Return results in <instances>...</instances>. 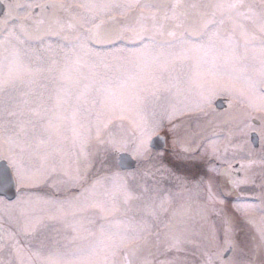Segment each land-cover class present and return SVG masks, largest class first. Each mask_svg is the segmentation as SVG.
I'll return each mask as SVG.
<instances>
[{
  "label": "snow or ice",
  "instance_id": "6c2138e0",
  "mask_svg": "<svg viewBox=\"0 0 264 264\" xmlns=\"http://www.w3.org/2000/svg\"><path fill=\"white\" fill-rule=\"evenodd\" d=\"M0 8V191L16 189L0 201V264H264V149L241 155L174 123L206 115L216 92L264 122V0ZM165 121L172 163L148 149ZM121 153L140 167L121 172ZM197 154L220 166L187 174ZM242 185L258 191L229 209Z\"/></svg>",
  "mask_w": 264,
  "mask_h": 264
},
{
  "label": "rangeland",
  "instance_id": "374dc122",
  "mask_svg": "<svg viewBox=\"0 0 264 264\" xmlns=\"http://www.w3.org/2000/svg\"><path fill=\"white\" fill-rule=\"evenodd\" d=\"M127 45V42H123L122 45ZM130 46V45H128ZM226 97L227 98V107H223L222 109H217L214 106V100L216 97ZM231 97L228 96L227 93L224 92H216L211 94L208 97L206 108L204 113H189L187 115H184L182 117H179L178 120L174 121V123H180L182 125V130H186L189 133H196L198 134V138L201 143L206 144L209 141H218L221 144L226 143L229 139H227V136H231L232 143L234 145H240L244 148V153H241V155L246 154L247 152H258L261 149H264V134H262V128H264V122L260 120V114L258 113H250L245 114L240 109L239 105L233 104L230 107ZM252 117L257 118L260 120L259 124L257 125L252 119ZM256 119V120H257ZM248 121V126L244 125V121ZM169 124L167 121L164 123L163 129L159 133H163L167 137V144L164 148H153L150 145V140L153 136H151L149 142H148V149L151 156L156 157L160 153H165V162L172 163L173 162V149H172V134L168 131ZM242 129V131H241ZM251 130L259 131L261 133L260 137L262 139L261 146L259 148H256V145H253V141L251 140L250 136ZM231 134V135H230ZM137 161V160H136ZM113 163H117V157L114 158ZM219 162L211 156L204 155L200 156L197 154V157L195 159H189L185 162V165L183 167V170L187 172L189 175L193 176H200V175H207L209 168H215L219 167ZM140 167V163L137 161L136 166L131 169H121L119 167V170L121 172H128L131 173L135 171L137 168ZM256 171H259V169H256ZM240 175L233 174L234 179H238ZM216 183L220 186L222 191H230V186L225 184V178L224 177H217ZM242 192H231L230 195L224 196V199L226 200V205L231 208V204L234 200V197L238 194H242L245 197H250L254 194L255 191H258V189H254L252 185H242ZM37 191L36 193L40 195H53L54 189L49 188L47 186L41 185L33 191ZM63 193H55L57 196H61ZM240 226L242 228L246 229V225H244L242 222L240 223ZM193 259H198V257H194Z\"/></svg>",
  "mask_w": 264,
  "mask_h": 264
},
{
  "label": "water",
  "instance_id": "95a60500",
  "mask_svg": "<svg viewBox=\"0 0 264 264\" xmlns=\"http://www.w3.org/2000/svg\"><path fill=\"white\" fill-rule=\"evenodd\" d=\"M217 107H222L223 106V99L222 98H218L215 102ZM255 121H257L256 119H254ZM252 141L254 143V145L258 144V139L256 137V135L253 133L252 134ZM150 145L153 148H164L166 146V136L162 133H158L156 135H153V137L150 140ZM120 157H122V161L120 160ZM123 164L122 167H120L121 169H131L134 168L136 166V160L133 158V156L130 153H121L119 157H117V163H121ZM7 194L12 196L13 192L15 191L14 186L11 187L10 189H5Z\"/></svg>",
  "mask_w": 264,
  "mask_h": 264
},
{
  "label": "flooded vegetation",
  "instance_id": "af4514ba",
  "mask_svg": "<svg viewBox=\"0 0 264 264\" xmlns=\"http://www.w3.org/2000/svg\"><path fill=\"white\" fill-rule=\"evenodd\" d=\"M20 2H25V0H20ZM2 14H3V9L0 8V15H2ZM216 98H218V97H216ZM223 98L226 99L224 104L226 105L225 107H227V104H228L227 103L228 102L227 101V98L226 97H223ZM252 118H253L252 119L253 121H254V119H257V118H254V117H252ZM254 122L258 125L259 122H260V120L257 119V121H254ZM250 133H251V136H250L251 140H252V134L254 133L256 135V137L258 139V144L255 147L256 148H259L261 146V143H262V139L260 137L261 133L259 131H255V130H251ZM230 137L231 136H229V137L227 136V139H231ZM253 145H254V143H253ZM261 150L258 151V152H255V153L258 155L261 152ZM235 167H238V165H236ZM233 174H235L237 176L240 175V173H236V172H234ZM35 192H37V191L35 190ZM15 199H16V189L13 192L12 196L8 195L7 192H6V190L0 191V201L11 202V201H14Z\"/></svg>",
  "mask_w": 264,
  "mask_h": 264
}]
</instances>
